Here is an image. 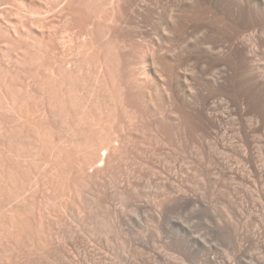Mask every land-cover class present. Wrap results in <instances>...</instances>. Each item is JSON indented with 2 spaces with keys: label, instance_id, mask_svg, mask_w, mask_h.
Here are the masks:
<instances>
[{
  "label": "rangeland",
  "instance_id": "374dc122",
  "mask_svg": "<svg viewBox=\"0 0 264 264\" xmlns=\"http://www.w3.org/2000/svg\"><path fill=\"white\" fill-rule=\"evenodd\" d=\"M0 264H264V0H0Z\"/></svg>",
  "mask_w": 264,
  "mask_h": 264
}]
</instances>
